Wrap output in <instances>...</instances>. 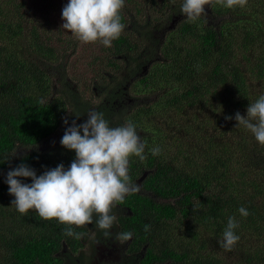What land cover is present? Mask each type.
<instances>
[{
  "label": "trees",
  "instance_id": "1",
  "mask_svg": "<svg viewBox=\"0 0 264 264\" xmlns=\"http://www.w3.org/2000/svg\"><path fill=\"white\" fill-rule=\"evenodd\" d=\"M68 3L0 0V264H61L54 253L66 226L41 219L35 210L20 214L5 181L20 164L37 176L60 165L41 144L58 130L64 133L63 115L72 107L53 98L57 83L51 72L63 54L53 42L72 41L62 28ZM182 4L125 0V29L111 47L89 43L94 49L85 59L95 68L85 80L95 76L116 92L141 76L127 91L134 107L123 106L112 119L110 101L99 112L109 124L130 120L143 133L147 159L133 157L130 165L137 174L149 171L147 188L169 200L140 198L139 212L149 205L157 226L148 234L149 263L264 264V146L234 118L237 112L247 118L250 103L264 94V0L235 9L206 5L196 23L182 15ZM70 44L69 55H62L64 71L78 51ZM89 109L81 101V114ZM156 146L161 153L153 156ZM240 207L250 215L241 216ZM233 216L240 240L227 252L219 241Z\"/></svg>",
  "mask_w": 264,
  "mask_h": 264
},
{
  "label": "clouds",
  "instance_id": "2",
  "mask_svg": "<svg viewBox=\"0 0 264 264\" xmlns=\"http://www.w3.org/2000/svg\"><path fill=\"white\" fill-rule=\"evenodd\" d=\"M247 4L248 0H183L181 13L187 21L196 23L206 14V5L235 9ZM124 6L125 0H69L62 10V28L85 44L99 42L111 47L125 29L121 15ZM87 117L83 124L73 121L61 139L63 147L75 152L68 169L60 164L37 176L33 168L20 164L8 172L5 181L9 194L15 197L13 206L20 214L27 215L35 210L41 219L65 225L64 235L77 240L86 233L76 228L94 222L105 237L111 236L117 220L114 209L123 204L126 197L140 191V186L131 180V159L136 157L141 163L147 159L145 144L132 121L112 127L102 112L89 111ZM234 118L238 127L249 130L264 146V94L250 103L247 118L239 112ZM64 122L67 126L68 120ZM160 153L158 146L151 149L153 156ZM18 178L31 179L32 183H23ZM238 211L243 217L250 215L244 207ZM238 227L236 218L229 217L223 239L219 241L220 247L227 252L233 251L240 240L234 231ZM149 229L150 225L144 226L145 232ZM133 235L131 231H123L116 234V239L125 243L131 241Z\"/></svg>",
  "mask_w": 264,
  "mask_h": 264
},
{
  "label": "flooded vegetation",
  "instance_id": "3",
  "mask_svg": "<svg viewBox=\"0 0 264 264\" xmlns=\"http://www.w3.org/2000/svg\"><path fill=\"white\" fill-rule=\"evenodd\" d=\"M67 65V63L64 64V67L66 68ZM65 74V80L60 76L59 80L62 79L64 81L57 83V85H54L53 87L54 99L56 98L57 101H62L63 103L67 101L68 105L70 103L72 105V107L69 105L65 111L64 118L68 120V125L61 127L64 133L66 127L72 126L73 121H75L76 124L77 121L79 124H83L87 120V114L85 115L83 113L82 115V112L78 110L81 105V101L85 102V105L90 108L89 111H99L103 105H105V107H109L110 101H112L113 105H111V110H114L113 114L116 113L115 116H113V114L111 115L112 119L118 118L120 110L123 109V106L127 105V108L134 107V99L130 98L127 93L131 84L134 83V78H131L126 85L122 86L121 90L118 89L115 92L109 87V84H106V86L105 83L104 85H101L97 77L91 76V81L87 82V84L94 85L92 87L94 102H92L90 99H85V97L78 91L77 86H75L76 88L70 86L72 83V77L70 76L71 72H66ZM103 75L107 77L109 76L106 72H104ZM136 76L139 77L140 74ZM111 80L113 79L111 78ZM123 80L126 81L125 79ZM115 93L119 94L120 97L124 96V98L122 100L117 98ZM105 107H103V109ZM113 121L110 124L112 127L115 126L118 120H116L117 122L115 120ZM64 133H60L59 135L63 136ZM142 134L143 133H138L140 137ZM47 139H49L47 143H42L41 146L53 143L50 138ZM141 139L144 143L145 141H143L142 137ZM65 150L66 151H64V153L58 157L57 160L60 161L58 163L65 164V169H68L72 161L75 159V152L66 148ZM67 156L72 159L71 162L68 160ZM148 174L149 171H143L142 173L137 174V171L130 165L131 180L134 184H138L140 186V191L126 197L124 203L117 205L114 209L113 214L117 216V220L115 222V226L111 229L112 234L110 237H105L101 230L96 227L95 222L85 226L84 228H76V231L85 232L86 235L80 240L64 235V238L61 241V248L54 253L56 260H59L61 264H157L149 263L150 259L147 256L148 248H150L148 234L150 233V229H156L157 226L154 225L153 219L149 215V205L148 211L144 208L142 214L139 212V208L144 207L143 200H140V198L153 199L157 202V204L164 202L167 203L169 200L155 197L147 188ZM136 201H138V204ZM145 225H150V229L147 232L144 230ZM123 231H131L134 233L131 241L121 243L116 239V234ZM71 238L73 239V243H71ZM67 239L71 240L67 241Z\"/></svg>",
  "mask_w": 264,
  "mask_h": 264
},
{
  "label": "rangeland",
  "instance_id": "4",
  "mask_svg": "<svg viewBox=\"0 0 264 264\" xmlns=\"http://www.w3.org/2000/svg\"><path fill=\"white\" fill-rule=\"evenodd\" d=\"M68 39H71L72 41L71 42H62L63 44H60L59 42L57 44H55V42H53V45L54 47L56 48H60L61 47V50H62V55L65 54V56L67 57L71 51V48H73L74 46L71 45L70 43H73L76 45V48H78V51L77 53L74 55V57L70 60L67 61V67H66V70L64 71V68H62V63H63V60H62V55L60 53V61H59V66H60V71H62V74H60L59 72L57 73L56 71L58 70L59 66H58V63L57 64H54L53 65V69L51 70V72H53L55 74V77H54V80L56 83L58 82H62L65 80L66 78V72H71V77H72V83L70 84V86L72 87H75L77 86V89L78 91L85 97V99H90L92 102H94V97H93V91H92V87L94 85H88L87 82H85V77L87 73H90L94 68H92L88 62L87 59H85V54L91 50V49H94L93 47H90V44H85L83 42H81L78 38H76L73 34L71 33H67L65 35ZM67 41V40H66ZM90 47V49H88ZM83 56L81 59H78L79 57H81V53H83ZM78 57V58H76ZM78 59L77 61H75L76 59ZM61 64V65H60ZM94 66V65H93ZM63 69V70H62ZM148 69V67H147ZM59 71V70H58ZM56 72V73H55ZM84 74V75H83ZM62 75V76H61ZM83 75V76H82ZM64 79V80H59V78ZM141 78V76H139ZM136 78V77H135ZM133 80V82H136L137 79ZM105 82H103L104 84ZM98 86H99V82H98ZM76 88V87H75ZM137 94V92H134V95ZM65 115V114H64ZM63 115V117H64ZM65 118L62 119V124L60 125L61 127H65ZM78 121H77V125H78ZM117 124H115V127H116ZM141 133V132H139ZM60 132L58 130V132L56 134H54L52 136V138H50L52 140V144H44L41 146V148L44 150V152H50V154H53V159L55 158V162L57 160L58 157H60L65 150V148L62 146L61 144V139L63 136H60L59 135ZM49 139L45 140V142L47 143ZM56 156V157H55ZM54 162V160H53ZM52 163V161H51ZM143 177V176H142Z\"/></svg>",
  "mask_w": 264,
  "mask_h": 264
},
{
  "label": "water",
  "instance_id": "5",
  "mask_svg": "<svg viewBox=\"0 0 264 264\" xmlns=\"http://www.w3.org/2000/svg\"><path fill=\"white\" fill-rule=\"evenodd\" d=\"M144 70H145V72H147V68H145Z\"/></svg>",
  "mask_w": 264,
  "mask_h": 264
}]
</instances>
